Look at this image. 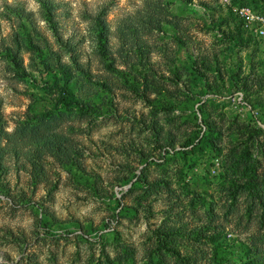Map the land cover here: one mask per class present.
<instances>
[{"label":"rangeland","instance_id":"obj_1","mask_svg":"<svg viewBox=\"0 0 264 264\" xmlns=\"http://www.w3.org/2000/svg\"><path fill=\"white\" fill-rule=\"evenodd\" d=\"M242 3L0 0V264H264Z\"/></svg>","mask_w":264,"mask_h":264},{"label":"built area","instance_id":"obj_2","mask_svg":"<svg viewBox=\"0 0 264 264\" xmlns=\"http://www.w3.org/2000/svg\"><path fill=\"white\" fill-rule=\"evenodd\" d=\"M233 13L242 21L245 29L252 31L256 38L264 39V13L247 4L232 8Z\"/></svg>","mask_w":264,"mask_h":264},{"label":"trees","instance_id":"obj_3","mask_svg":"<svg viewBox=\"0 0 264 264\" xmlns=\"http://www.w3.org/2000/svg\"><path fill=\"white\" fill-rule=\"evenodd\" d=\"M242 4H245V3H242ZM242 4H240V5H242ZM238 22H237V27H239L240 28V31H242V28H243V26H242V21L238 18ZM99 35H100V40L102 41V40H104V38H105V35L104 34H102V33H99ZM29 45L31 46V47H36L34 44H32V42L29 40ZM35 49V48H34ZM38 53H41V51H38ZM7 56L9 57V58H11L13 61H14V55L13 54H10V53H7ZM40 57H41V60L43 61L42 63H44V60H43V55H40ZM63 92L67 95L64 99H63V101H64V103L66 104V105H72L73 103H77V99L74 97V94L71 92V91H68V90H63ZM189 143H192L191 141L189 142ZM188 143V144H189ZM251 171V170H250ZM214 259L216 260V263L217 264H220V262H221V260L222 259H220V258H218V255H216L215 257H214Z\"/></svg>","mask_w":264,"mask_h":264}]
</instances>
